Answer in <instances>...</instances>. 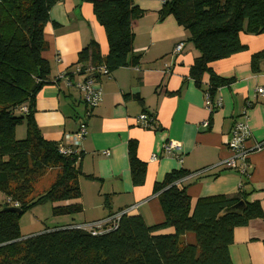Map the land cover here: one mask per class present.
Returning <instances> with one entry per match:
<instances>
[{"label":"trees","instance_id":"trees-1","mask_svg":"<svg viewBox=\"0 0 264 264\" xmlns=\"http://www.w3.org/2000/svg\"><path fill=\"white\" fill-rule=\"evenodd\" d=\"M59 1L0 0V193L9 201L0 206V264H233L229 248L234 231L252 220H264L261 205L251 202L243 189L193 204L187 188L179 186L188 175L184 170L173 171L154 185L164 214L161 224L148 227L141 216L124 214L115 229L97 236L66 226L22 237L20 220L37 206L52 204L54 216L82 213L79 180L95 179L85 176L78 165L83 153L61 154V144L47 141L35 121L37 96L51 83L50 63L43 57L44 29ZM86 1L93 4L106 32L109 51L102 56L99 45L92 42L68 75L73 77L77 66L80 74L101 66L109 73L137 66L140 56L134 51L133 23L144 12L136 0ZM170 16L188 32L189 42L200 53L190 79L201 87L203 75L210 74L206 92L215 101L218 89L232 81L214 74L210 65L246 51L242 33L264 35V0H169L160 11V21ZM262 61L264 50L253 54V72L260 71ZM23 106L27 113L20 111ZM24 123L27 137L17 140L16 129ZM137 149L135 142L129 144V161L134 185L142 186L147 166L138 159ZM47 170L57 173L51 185L38 193L36 185ZM241 201L246 204L243 213L223 214ZM15 203L21 215L11 211ZM167 229L173 233H161ZM189 234L194 244L183 240Z\"/></svg>","mask_w":264,"mask_h":264},{"label":"crops","instance_id":"crops-1","mask_svg":"<svg viewBox=\"0 0 264 264\" xmlns=\"http://www.w3.org/2000/svg\"><path fill=\"white\" fill-rule=\"evenodd\" d=\"M135 3L144 12L133 23L134 51L140 62L101 77L103 100L88 118L79 92L64 81H55L74 70L80 52L92 42L106 56V32L96 19L93 4L86 0H64L50 11L43 57L50 63L51 83L37 96L35 121L42 136L59 145L85 121L88 134L77 148L83 153L78 165L85 176L95 178H80L83 212L73 223L58 227L107 223L123 211L141 216L148 227L161 224L164 214L154 185L180 170L188 172L179 186L187 188L193 204L201 198L233 196L243 189L264 212V149L249 156V178L221 165L231 157L230 133L244 119V112L252 134L247 147L264 142V98L257 94L264 87V61L258 73L251 67L253 54L264 50V35L242 33L240 41L247 50L210 65L214 74L232 81L218 89L216 99L222 106L210 113L205 106L210 74L203 75L201 87L190 79L200 53L189 42L188 32L172 16L160 21V0ZM179 44L184 48L176 54ZM142 114L155 118L151 128L138 125ZM169 141L182 145L180 157L164 155ZM131 142L137 144L138 159L147 166L142 186L133 183ZM3 201L8 200L3 197ZM161 233L172 234L173 229ZM229 254L233 264H264V220L236 228Z\"/></svg>","mask_w":264,"mask_h":264},{"label":"built area","instance_id":"built-area-1","mask_svg":"<svg viewBox=\"0 0 264 264\" xmlns=\"http://www.w3.org/2000/svg\"><path fill=\"white\" fill-rule=\"evenodd\" d=\"M64 0H60L62 2ZM160 2L165 5L169 0H160ZM184 48V44H179L175 48V53H180ZM80 67L77 66L75 71L73 72V77L69 76L66 72L58 77L55 81H64L66 86L69 88H73L77 90L81 96V101L84 103L87 118L90 117L93 109L97 108L103 100V92L100 87L99 81L103 76H109V71L105 66L89 68L85 71L84 74H80ZM96 73V74H95ZM96 75H99L98 77ZM81 76V79H75L76 77ZM257 94L260 97L264 98V87H259L257 89ZM205 106L212 113L214 110L220 108L222 106L221 101L216 99L212 100L209 93L205 92ZM20 111L22 113H27L28 109L26 106H23ZM244 119L242 121L236 122L230 133V140L228 143V149L231 152V157L222 162L221 165L226 167L227 169L237 170L238 173L244 177L249 178L250 172L249 168L251 167L249 163V156L255 151H262L264 149V142L258 143L253 148L247 147V142L251 137V130L248 124V119L246 116V112H244ZM155 122V118L153 116H149L148 114H142L137 118V123L143 128L149 129L153 126ZM205 127L208 126L206 122L204 124ZM88 134L87 124L86 122H82L80 128L77 132L66 135L64 145L60 146V153L63 155L70 154H80L78 151V145L81 141H83ZM182 149V145L176 141H169L165 144L163 151L164 155L167 157H180V152ZM154 160L156 157L153 156ZM201 173V172H200ZM199 173V174H200ZM9 202V201H8ZM15 208L19 206L18 203L13 205ZM127 214V211L120 212L117 216H115L110 222L107 223H98V224H90V225H75L73 226L76 229L84 230L90 232L92 235L97 236L104 231H109L115 229L119 223L121 216Z\"/></svg>","mask_w":264,"mask_h":264},{"label":"rangeland","instance_id":"rangeland-1","mask_svg":"<svg viewBox=\"0 0 264 264\" xmlns=\"http://www.w3.org/2000/svg\"><path fill=\"white\" fill-rule=\"evenodd\" d=\"M15 137L17 140H23L27 137V128L26 124L19 125L16 129ZM56 170H47L43 178L36 185L37 192L40 193L46 190L51 183L53 182ZM4 195L0 193V206H3L5 203L3 201ZM53 205L48 203L45 205H40L33 208L31 211L24 214L20 220V229L21 235L23 238H28L33 235L40 234L47 229H54L62 223H73V219H79V216L69 215V216H54L52 213ZM54 227V228H53ZM191 235V239L186 240L189 244H194L195 239L193 234ZM184 240V239H183Z\"/></svg>","mask_w":264,"mask_h":264},{"label":"water","instance_id":"water-1","mask_svg":"<svg viewBox=\"0 0 264 264\" xmlns=\"http://www.w3.org/2000/svg\"><path fill=\"white\" fill-rule=\"evenodd\" d=\"M245 209H246V204L243 201H241L238 204L226 209L223 212V214H227V213H239V214H241V213H243L245 211ZM11 211L16 212V213H18L20 215L22 213V211L20 209L15 208V207L11 208Z\"/></svg>","mask_w":264,"mask_h":264}]
</instances>
